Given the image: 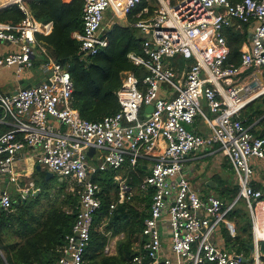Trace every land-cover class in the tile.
Returning <instances> with one entry per match:
<instances>
[{"label": "built area", "instance_id": "built-area-1", "mask_svg": "<svg viewBox=\"0 0 264 264\" xmlns=\"http://www.w3.org/2000/svg\"><path fill=\"white\" fill-rule=\"evenodd\" d=\"M141 1L85 0L84 29L75 34L81 52L96 55L108 46L103 32L108 11L127 17ZM160 2L156 13L134 24L152 35L145 36L144 55L129 54L147 73L141 82L135 72L125 71L117 91L120 110L98 121L83 118L73 106L70 71L38 40L39 34L53 31V23L38 21L25 0L7 2L18 3L27 15L18 24L0 21V72L6 70L12 81L8 91L0 85V175L19 181L18 154L35 147L39 162L50 172L79 186L77 219L55 264L84 263L93 218L102 205V189L94 176L127 164L133 169L150 165L142 186L154 190L135 264H248L243 254L213 241L215 224L233 204L225 209L215 195L204 200L183 174L188 154L202 148L221 152L232 164L252 221L253 264H264V192L251 183L252 159L264 160V137L240 119L245 106L264 95V0ZM244 25L252 32L243 44L241 63H228L225 29ZM27 81L30 87H25ZM149 105L154 106L151 113ZM197 118L207 123L208 134L191 129ZM91 147L96 152L89 157ZM115 179L120 192L111 209L134 195L126 178ZM13 204L12 194L2 192L0 208L12 210ZM231 232L235 235L232 226ZM167 237L176 262L166 252Z\"/></svg>", "mask_w": 264, "mask_h": 264}, {"label": "trees", "instance_id": "trees-1", "mask_svg": "<svg viewBox=\"0 0 264 264\" xmlns=\"http://www.w3.org/2000/svg\"><path fill=\"white\" fill-rule=\"evenodd\" d=\"M238 3L240 0H231ZM85 0H25L28 11L40 22L53 23L49 35H38L54 60L66 65L73 82V106L80 115L91 121L117 113L120 103L117 91L122 85L125 71H133L142 82L147 73L143 65H137L129 58L130 53L144 55L145 35L134 25L139 19L149 17L157 9L150 0L141 3L127 16L126 22H116L107 31L109 44L96 55L81 52V41L75 37L84 29L83 7ZM148 8V13L143 10ZM26 12L18 3L0 9V21L18 24L26 17ZM248 27L238 29L227 27L225 36L230 46L228 63L239 65L242 60V47L248 39ZM144 118V116H142ZM240 119L259 137H264V95L248 103L240 114ZM4 130L0 126V131ZM232 170L234 168L231 164ZM235 172V171H234ZM122 174L132 188H138L148 175L144 165L133 169L125 165L121 170L99 172L94 181L101 186L102 205L95 212L91 227L90 243L84 254L83 264H135L133 258L139 252L136 243L141 241L145 219L150 215L153 201V188L137 192L131 199L111 204L119 199L120 185L115 176ZM46 177V174H42ZM64 178L62 186L53 197L49 187L40 185L41 192L34 193L25 202L13 209L0 208V264H55L61 256V249L67 243V236L79 211V186ZM74 183L75 190L70 187ZM70 189V190H69ZM240 186L235 184L222 192L221 198L226 209L239 196ZM48 205H42V202ZM45 206V207H42ZM66 206H69L66 208ZM247 202L240 198L228 211L226 217L236 223L233 236L224 228L223 237L228 249L243 254L253 264L250 245L253 242L252 221ZM46 209V210H45ZM123 235L117 242V253L109 255L105 248L111 237ZM141 243V244H142ZM264 262V241L260 246ZM144 264H148L145 260ZM203 264H215L208 261Z\"/></svg>", "mask_w": 264, "mask_h": 264}, {"label": "crops", "instance_id": "crops-1", "mask_svg": "<svg viewBox=\"0 0 264 264\" xmlns=\"http://www.w3.org/2000/svg\"><path fill=\"white\" fill-rule=\"evenodd\" d=\"M109 13H111L112 19L107 26L103 27V32L105 33H107V31L111 29L116 22L119 21L124 23L127 20L126 19L127 17L125 16L115 17L111 11L107 12L106 17L109 15ZM242 28L243 27L238 29H242ZM248 32H249L248 34V38H249L252 30L248 28ZM191 129H193L194 131L200 134H208L210 132L209 126L207 125V123L203 122L201 118L196 119L195 123L191 126ZM38 153L39 150L38 148L35 147H28L27 149H24L21 152H19L18 161H17V171L21 173L19 181L10 182L6 175H0V195L2 194V192L6 190L12 194L14 200H16L19 197H24L26 193H28L27 198H29L33 193L36 194L35 196L40 194L41 192L40 185H43L44 187H49L50 180H52L55 177V174L54 177L49 179V181H46V177H43L42 174L43 173L46 174V172L49 170L39 162ZM251 163L254 168V175L252 177L251 183L255 189H260L264 192V160L253 158ZM38 164L41 165L40 170L37 169ZM144 167L149 174L150 165L145 164ZM183 174L187 176L192 187L200 194V196L204 200H206L211 195H215L221 198L223 191H226L229 188H233L235 184H238L237 176L235 172L232 170L229 159L226 156H224L221 152L213 151L212 148L209 149L202 148L189 153L186 161L184 162ZM119 175L122 178H124L122 174ZM58 177L60 178L61 182L64 180V177L61 176ZM147 188L143 187L141 184L140 187L133 188V193L134 195L137 192L146 193ZM70 189L72 190L73 186ZM56 195L57 192L52 193L53 197H56ZM232 204L234 206L236 204L235 201ZM79 206H80V201H79ZM229 206H231V204ZM68 207L69 206H66V208ZM228 207L226 209H228ZM213 223H216L214 219H213ZM231 226L234 227L236 234V223L232 220L227 219L226 216L215 224L213 230V241L219 247L228 249L225 245L223 231L224 228H227L232 234ZM122 237L123 235L111 237L109 243L106 246L109 247L110 250L107 251L105 248V252L109 255L116 254L117 242ZM141 243H142L141 241H138L136 243L135 246L136 249L140 247ZM165 245L167 247L166 249L167 254L170 255L173 258V260L176 262L175 255L171 251L170 238L168 237L165 238ZM252 255L253 252H251V256Z\"/></svg>", "mask_w": 264, "mask_h": 264}, {"label": "rangeland", "instance_id": "rangeland-1", "mask_svg": "<svg viewBox=\"0 0 264 264\" xmlns=\"http://www.w3.org/2000/svg\"><path fill=\"white\" fill-rule=\"evenodd\" d=\"M171 4H175L177 3L179 0H169ZM150 2L157 8L155 10V13L156 11L160 8L161 6V2L160 0H150ZM112 19V16H111V13H109V15L105 18V21L103 23V27L107 26L110 21ZM179 63H182V60L181 59H178L177 60ZM10 76L9 74L7 73L6 70H2V72H0V85L6 90L8 91L11 87H12V81H10ZM31 81H27V84L30 83ZM234 176V175H233ZM44 181V180H43ZM60 186H62V182L60 181V178L58 177V175L56 174L55 177L50 180V183H49V192L52 194V193H56L60 190ZM74 186V184L71 185V187ZM70 187V188H71ZM72 190H75V187H73ZM45 202H47V200H44L42 202V205L46 204ZM48 205V204H46ZM246 210H248V206L245 207ZM46 210V209H45ZM249 211V210H248Z\"/></svg>", "mask_w": 264, "mask_h": 264}, {"label": "water", "instance_id": "water-1", "mask_svg": "<svg viewBox=\"0 0 264 264\" xmlns=\"http://www.w3.org/2000/svg\"><path fill=\"white\" fill-rule=\"evenodd\" d=\"M4 7H6V6H4ZM4 7H1L0 9H2V8H4ZM145 36H146V38H148V39H152V35H151L150 33L145 34ZM82 53L84 54L85 52H82ZM23 82H24V81L22 80L21 83H23ZM30 86H31V84H27L25 87H30ZM153 109H154V106H153V105H149V106L147 107V111L150 112V113L153 111ZM95 152H96V148L91 147V148L88 150V156H89V157H92V156L94 155ZM37 169H38V170L41 169V165H40V164L37 165ZM52 177H54V173H52V172H50V171H47V172H46V181H49V179L52 178ZM34 195H36V194H34ZM27 196H28V193H26V195H25L24 197H19V198H17V199L15 200L16 203H17V204H20L22 201L25 202V201L27 200ZM240 198H241V196L239 195V196L236 198L235 203H236ZM250 248H251V251H252L253 253L256 251L255 243H254V242L251 243ZM243 260H244L245 263H249V261H250V260L247 259L246 257H243Z\"/></svg>", "mask_w": 264, "mask_h": 264}, {"label": "bare ground", "instance_id": "bare-ground-1", "mask_svg": "<svg viewBox=\"0 0 264 264\" xmlns=\"http://www.w3.org/2000/svg\"><path fill=\"white\" fill-rule=\"evenodd\" d=\"M8 0H0V6H6L7 5Z\"/></svg>", "mask_w": 264, "mask_h": 264}]
</instances>
